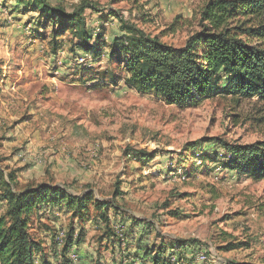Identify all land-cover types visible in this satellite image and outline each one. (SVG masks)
<instances>
[{"label": "rangeland", "instance_id": "obj_1", "mask_svg": "<svg viewBox=\"0 0 264 264\" xmlns=\"http://www.w3.org/2000/svg\"><path fill=\"white\" fill-rule=\"evenodd\" d=\"M46 1L70 10L81 0ZM89 1L101 12H87L88 23L95 31L104 24L108 48L115 39H126L127 29L179 48L199 30V13L208 0ZM8 8L0 5V88L7 80L18 104L7 106L0 95V126L13 130L15 122L19 132L0 138V166L13 174L18 190L40 183L73 194L88 188L95 199L117 208L111 228L119 236L126 233V245L108 238L102 225L73 222L75 236L81 228L85 232V264H132L131 254L138 251L133 239L151 249L163 241L164 246L195 241L190 242L198 249L195 257L204 254L207 264H264V181L238 178L218 165L219 142L264 141V106L229 97L194 107L165 105L131 87L121 59L110 61L108 51L95 61L80 52L68 54L64 45L53 55L49 29L39 46L28 39L13 42L10 26L33 27L37 17L22 14V7L18 13ZM7 115L14 119L3 124ZM191 142H200L205 163L198 152L185 151ZM138 151L154 159L142 165L132 158ZM133 221L152 229L141 231ZM69 226L68 217L36 219L37 238L50 248L49 256L51 234L59 242L63 231V241ZM228 245L238 247L224 250Z\"/></svg>", "mask_w": 264, "mask_h": 264}, {"label": "trees", "instance_id": "obj_2", "mask_svg": "<svg viewBox=\"0 0 264 264\" xmlns=\"http://www.w3.org/2000/svg\"><path fill=\"white\" fill-rule=\"evenodd\" d=\"M8 1L15 2L14 12L22 7V14L36 15L33 27L25 25L30 26L32 40L44 42V33L50 30L49 45L53 55L63 51L64 45L68 54L80 52L95 61L108 51L110 61L121 59L131 87L141 95L160 98L165 105L194 107L207 99L229 97L236 103L255 99L264 106V0H208L199 13V30L179 48L134 29H127V38L115 39L108 48L103 35L104 24L95 31L86 18L87 12H101L89 0H81L70 10L46 0ZM120 53H123L122 58ZM219 144L223 153L218 165L224 171L238 178L264 181V141L247 145ZM185 151L192 155L198 152L205 163L200 142L187 144ZM132 158L147 165L154 155L138 151L132 152ZM16 185L13 174L6 173L0 166V264H73L69 259L71 252L78 255L79 264H85L86 257L79 256L85 232L81 228L75 236L73 222L102 225L108 238L120 246L126 245V233L119 236L111 228L110 220L117 219V208L110 202L95 199L92 190L87 188L73 194L64 186L50 183L22 190L16 189ZM118 195L116 191L114 196ZM46 211L63 213L70 221L63 241L56 242L57 234H51L50 256L47 252L50 248L37 238L35 227L40 213ZM136 225L141 231L152 229L144 222L133 221L132 227ZM133 240L132 246L138 251L131 254L132 264L198 263L195 257L198 249L190 243L195 241L176 244L167 241L168 246H164L163 241L159 247L153 245L151 249L140 239ZM237 247L228 245L223 249L231 251Z\"/></svg>", "mask_w": 264, "mask_h": 264}, {"label": "crops", "instance_id": "obj_3", "mask_svg": "<svg viewBox=\"0 0 264 264\" xmlns=\"http://www.w3.org/2000/svg\"><path fill=\"white\" fill-rule=\"evenodd\" d=\"M0 5L3 6L4 8H8L9 5H11L12 8H8L9 10H11V9L15 10V7H16L15 2L8 1V0L7 1L6 0H1ZM14 13H18V11L16 10ZM20 15L21 14H19V16ZM10 17H15V16H14V14H12ZM10 17H9V19H10ZM19 23H21V24L19 25L17 22H15L13 25L10 26V28L14 30V32L11 34V40L13 42L23 40L25 42L28 39V43L29 44H30V42L31 43H36V41H37V43H39V44H37V46L41 45L42 42H40L38 40H32V38L29 37L30 36V26L26 27L25 25L27 23H24V22H19ZM6 25L9 26L10 24H6ZM9 89H10V85H9V83H7V80H6L4 85H3V88L2 89L0 88V93H1L0 95L3 96L2 100L8 101L7 102V106H9V105L12 106V104L14 105L16 103L18 104V102H15L14 94H11L9 92ZM1 106H5L3 102H1ZM5 113L6 112L1 113V117ZM10 119L13 120L14 117H12L11 115H7L6 117H3L2 123L3 124H7L8 120H10ZM12 124L14 125V129L13 130H11V129L8 130V128L0 126V138H4V137L14 138V137H16L15 135H17L18 132H19L18 131V125H16L15 122H12ZM1 129H2V131H1ZM3 135H4V137H3ZM40 214H41L40 216H41L42 219H44V218L45 219L46 218L55 219V217H57V216L67 217L63 213H55V212H49V211H46V212H43V213L41 212ZM81 246H80L79 256L81 258H83V257H86V251H83ZM71 253H75V252H71Z\"/></svg>", "mask_w": 264, "mask_h": 264}, {"label": "built area", "instance_id": "obj_4", "mask_svg": "<svg viewBox=\"0 0 264 264\" xmlns=\"http://www.w3.org/2000/svg\"><path fill=\"white\" fill-rule=\"evenodd\" d=\"M63 235H64L63 231L58 232L59 243L61 242ZM69 259L73 264H79L78 256L75 253H70ZM196 260L199 264H207L208 261L211 262L210 260L207 259V257L204 254H200V256L196 258Z\"/></svg>", "mask_w": 264, "mask_h": 264}]
</instances>
